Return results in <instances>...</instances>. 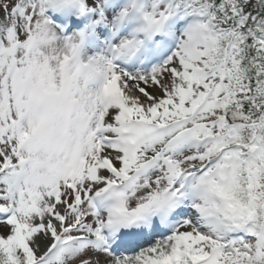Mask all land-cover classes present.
Returning <instances> with one entry per match:
<instances>
[{"label":"snow or ice","instance_id":"1","mask_svg":"<svg viewBox=\"0 0 264 264\" xmlns=\"http://www.w3.org/2000/svg\"><path fill=\"white\" fill-rule=\"evenodd\" d=\"M0 264H264V0H0Z\"/></svg>","mask_w":264,"mask_h":264}]
</instances>
